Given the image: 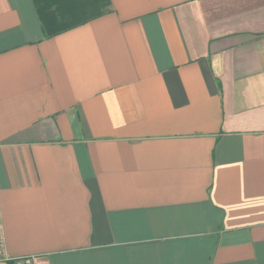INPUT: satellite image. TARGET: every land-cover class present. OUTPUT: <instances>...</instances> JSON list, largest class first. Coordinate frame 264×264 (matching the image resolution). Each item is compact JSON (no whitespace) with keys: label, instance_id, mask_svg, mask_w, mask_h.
<instances>
[{"label":"crops","instance_id":"0c3cea01","mask_svg":"<svg viewBox=\"0 0 264 264\" xmlns=\"http://www.w3.org/2000/svg\"><path fill=\"white\" fill-rule=\"evenodd\" d=\"M0 220L46 264H264V0H0Z\"/></svg>","mask_w":264,"mask_h":264},{"label":"built area","instance_id":"2783aa9c","mask_svg":"<svg viewBox=\"0 0 264 264\" xmlns=\"http://www.w3.org/2000/svg\"><path fill=\"white\" fill-rule=\"evenodd\" d=\"M4 243V235L0 222V262L8 264H46L44 257L40 255L9 257L6 253Z\"/></svg>","mask_w":264,"mask_h":264},{"label":"rangeland","instance_id":"374dc122","mask_svg":"<svg viewBox=\"0 0 264 264\" xmlns=\"http://www.w3.org/2000/svg\"><path fill=\"white\" fill-rule=\"evenodd\" d=\"M0 222H1V220H0ZM2 225V224H1ZM2 232H3V230H2Z\"/></svg>","mask_w":264,"mask_h":264}]
</instances>
